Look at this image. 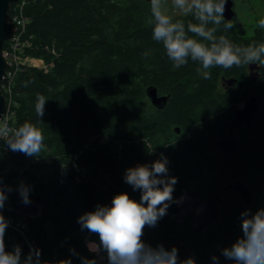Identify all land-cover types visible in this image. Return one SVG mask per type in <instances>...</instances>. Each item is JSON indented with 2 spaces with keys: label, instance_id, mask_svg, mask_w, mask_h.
<instances>
[{
  "label": "trees",
  "instance_id": "16d2710c",
  "mask_svg": "<svg viewBox=\"0 0 264 264\" xmlns=\"http://www.w3.org/2000/svg\"><path fill=\"white\" fill-rule=\"evenodd\" d=\"M21 4L26 23L16 51L22 60L3 90L11 124L35 123L37 95L48 101L40 118L42 155L13 152L5 142L0 148V179L12 189L2 214L20 225L6 229L8 250L19 245L23 259L35 247L42 264L65 259L81 264L78 256L107 264L106 255L100 261L88 251L86 242L99 238L81 231L78 217L97 205L111 206L120 193L139 202L140 191L124 181L126 169L164 156L168 175L177 179L174 200L188 192L201 200L219 195L223 203L218 218L201 232L190 228L194 212L182 222L173 220L172 203L156 227H145L142 240L166 250L175 247L180 260L191 257L195 264H213V256L219 264H233L221 250L242 235L240 214L264 208V76L249 81L247 65L212 68L210 78L192 61L176 68L152 39L150 0H18L9 14L18 13ZM232 22L233 29L224 32L221 25L218 35L241 45L264 42L263 29L248 35ZM33 59L42 66L29 63ZM221 76L236 78L234 87L224 89ZM152 84L168 96L163 108L147 98ZM255 93L258 116L234 131L242 146L226 156L217 141L228 135L238 106ZM45 167L51 176L36 173ZM240 178L253 191L251 205L234 189L223 191ZM21 182L30 187V200L43 197V208L41 215L17 221L8 205L21 200L16 191Z\"/></svg>",
  "mask_w": 264,
  "mask_h": 264
},
{
  "label": "clouds",
  "instance_id": "9594fccd",
  "mask_svg": "<svg viewBox=\"0 0 264 264\" xmlns=\"http://www.w3.org/2000/svg\"><path fill=\"white\" fill-rule=\"evenodd\" d=\"M227 0H150V20L152 39L161 44L167 58L176 68L189 61L199 64L204 78H210L212 68L230 69L245 65H264V42L246 45L233 43L226 35H218L234 28L231 20L224 19ZM264 29V19L259 20ZM27 87V84H25ZM48 99L37 95L34 105L37 120L25 121L19 126L10 125L5 119L0 121V140L13 152H21L28 157L42 155L45 148V134L40 125ZM169 161L161 156L153 163L137 165L126 169L124 181L134 191L139 190L140 200L136 202L127 193L112 198L111 206L97 205L94 211L86 212L77 219L81 231L95 234L99 242L88 241L86 247L96 257L106 254L107 264H195L191 257L180 260L178 250H166L163 245L152 247L142 240L145 227L154 228L167 215L172 203H180L173 198L175 177L168 175ZM12 189L0 179V264H42L40 250L30 247L22 259L19 245L6 251L4 236L8 221L2 214L7 193ZM16 191L23 204L31 203L30 187L21 182ZM242 235L231 247L221 250L222 256L233 264H264V208L254 213L245 210L240 214ZM73 255L78 256L74 250ZM81 264H97V259L79 257ZM213 264H219L212 257ZM58 264H72L65 259Z\"/></svg>",
  "mask_w": 264,
  "mask_h": 264
},
{
  "label": "water",
  "instance_id": "95a60500",
  "mask_svg": "<svg viewBox=\"0 0 264 264\" xmlns=\"http://www.w3.org/2000/svg\"><path fill=\"white\" fill-rule=\"evenodd\" d=\"M17 2L18 0H0V119L4 113L7 112V100L4 91L2 90V85L5 82L4 75H6L8 62L3 50L5 49L7 39L16 30L13 23L10 22L9 11H11L12 6ZM232 3V0H227L225 6L224 18H227L228 20H232L233 16H235V10ZM249 68L252 71L251 81H254L258 77V73L254 71L256 64L250 65ZM236 80V78H230L226 80V82L228 85H234ZM146 94L152 105L154 104L158 109L163 108L168 100V96L160 95L157 87L153 84L147 87ZM259 102L260 98L256 94L251 96L244 105L239 106L234 112L233 117L230 118L229 131L227 132L228 135L219 139L216 145L224 155L229 156L242 146V142L237 139L234 131L242 126H249L255 120L258 116ZM175 131L179 133L180 128L177 127ZM243 182L244 181L240 178L239 180L225 186L223 191L234 189V191L241 194L240 196L243 197L247 205H251L253 191ZM42 201L43 197L38 195L31 200V203L28 205L23 204L22 201L19 200L14 203H9L8 206H10L12 212L17 215V221H24L28 218H35L41 215L43 208ZM177 201L181 202L176 203L173 209L170 210L171 218L177 222H182L186 218L187 213L194 212L193 219L189 222L190 228L194 232H201L207 227V225H209V223L215 221L219 216L220 205L223 203V199L222 197H219V195L201 200V198L194 197L188 192H183V194L177 198ZM5 249L6 251H9L6 244Z\"/></svg>",
  "mask_w": 264,
  "mask_h": 264
},
{
  "label": "built area",
  "instance_id": "2783aa9c",
  "mask_svg": "<svg viewBox=\"0 0 264 264\" xmlns=\"http://www.w3.org/2000/svg\"><path fill=\"white\" fill-rule=\"evenodd\" d=\"M26 18L24 17V15L22 14V4L19 7V12L18 13H13V15L10 14V22L13 23L14 27L16 28V30L14 31V33L7 39V42L9 41V47L7 46V48H5L3 50V53L7 59V71H6V75H4L5 77V82L2 85V90H7V88L10 86L9 84L12 81L11 76L13 75V71L14 69H16V66L19 62H21V57L18 55L17 53V49L19 48V37L20 35V30L24 27L25 28V23H26ZM6 42V43H7ZM12 106V104H11ZM13 112L11 108H7V112L4 113V115L1 117L0 121L2 120H7L9 122L10 125L16 126L14 123L11 124V120H12V116ZM4 141L0 140V148L2 147ZM9 223H8V227H10L11 229L13 228H17L19 225V223L14 222L11 218L6 217L5 218Z\"/></svg>",
  "mask_w": 264,
  "mask_h": 264
},
{
  "label": "rangeland",
  "instance_id": "374dc122",
  "mask_svg": "<svg viewBox=\"0 0 264 264\" xmlns=\"http://www.w3.org/2000/svg\"><path fill=\"white\" fill-rule=\"evenodd\" d=\"M234 4L236 5V10L239 14L236 17V24L240 25V27L243 29L247 28V32L251 34V28H256L255 26H259V20L264 19V2L261 3L260 0H235ZM258 17H260V19ZM29 63L42 66V64L37 59H33ZM36 173L41 177H46L52 175V170L48 167H45L41 168ZM19 180L25 181L22 177H19ZM9 238L11 241H13L15 237L14 235H10ZM105 255L103 258L98 257V260H104Z\"/></svg>",
  "mask_w": 264,
  "mask_h": 264
},
{
  "label": "flooded vegetation",
  "instance_id": "af4514ba",
  "mask_svg": "<svg viewBox=\"0 0 264 264\" xmlns=\"http://www.w3.org/2000/svg\"><path fill=\"white\" fill-rule=\"evenodd\" d=\"M233 1V3H232V5H233V8H234V10H235V16H233V19L231 20V21H234V22H236L237 21V16H238V12H237V10H236V5L234 4L235 3V0H232ZM260 2L261 3H263L264 2V0H260ZM237 14V15H236ZM257 17V16H256ZM259 19H260V17H258ZM224 19H227V18H224ZM237 25V24H236ZM256 28H260L259 26H255ZM254 29L255 28H251V30H252V32H254ZM261 29V28H260ZM245 30H247V28L245 29ZM264 30V29H263ZM248 31V30H247ZM247 34L248 35H252V33L250 34V33H248L247 32ZM250 66V65H249ZM249 66L247 65L246 67H244L245 68V75H247L246 77H247V79L249 80V81H251V73H252V71H251V69L249 68ZM254 71L255 72H257L258 73V77H257V79H259L261 76H264V65H261V64H256V68L254 69ZM257 79H255L254 81H256ZM254 81H252V82H254ZM219 82H220V84L222 85V87L224 88V89H228L229 88V86H232V87H234V85H228L227 84V82H226V79L224 78V76H221V80H219ZM256 94V93H255ZM254 94V95H255ZM251 96H253V95H250L248 98H247V100L251 97ZM246 100V101H247ZM246 101H244V102H242L239 106H242V105H244L245 103H246ZM259 104H260V102H259ZM258 104V105H259ZM238 106V107H239ZM258 110H259V108H258ZM238 139V138H237Z\"/></svg>",
  "mask_w": 264,
  "mask_h": 264
}]
</instances>
